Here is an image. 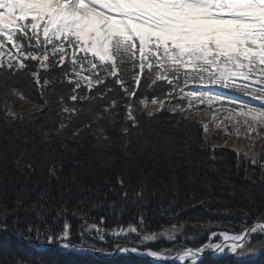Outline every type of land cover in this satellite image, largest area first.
I'll use <instances>...</instances> for the list:
<instances>
[{
  "label": "trees",
  "instance_id": "16d2710c",
  "mask_svg": "<svg viewBox=\"0 0 264 264\" xmlns=\"http://www.w3.org/2000/svg\"><path fill=\"white\" fill-rule=\"evenodd\" d=\"M67 64L66 59L64 67ZM40 71L43 76L45 70ZM49 71L54 73L49 83L38 84L24 74L26 69L0 68V226L11 227L29 240L47 241V230L59 234L67 222L68 242L103 247L91 238L89 227L108 231L133 225L143 236L182 225V241L177 238L166 245L167 240L158 239L148 245L157 251L167 246L173 254L202 245L210 233L237 234L255 221H264L260 219L264 216L260 169L249 165L243 153L208 145L194 110L169 111L166 101L164 109L148 116L141 105L134 104L139 124L133 126L123 119L121 107H107L108 97L115 95L119 101L123 96L119 85L102 98L72 101V85L62 77L55 79L60 69ZM144 80L142 74L137 97L144 94L150 100L160 95L161 86L168 87L163 80L145 87ZM102 87L87 90L85 82L76 93L93 97ZM10 96L20 97L24 109L13 113ZM65 106L75 111L64 112ZM113 111L117 113L114 122L107 119ZM123 125L128 126L127 132L122 131ZM138 190H142L141 199L134 197ZM125 191L127 198L122 196ZM141 216L146 221L143 225ZM35 229L40 230L39 238ZM115 244L123 245L110 243L109 248ZM0 264L152 263L134 257L102 260L80 252L36 249L1 230ZM199 264H264V252L244 261L206 258Z\"/></svg>",
  "mask_w": 264,
  "mask_h": 264
},
{
  "label": "snow or ice",
  "instance_id": "6c2138e0",
  "mask_svg": "<svg viewBox=\"0 0 264 264\" xmlns=\"http://www.w3.org/2000/svg\"><path fill=\"white\" fill-rule=\"evenodd\" d=\"M0 68L26 69L24 74L38 84H48V77L54 75L49 70L59 68L55 79L62 77L72 85V101L102 98L119 85L123 96L119 101L115 95L108 97L107 107H121L123 119L132 121L133 126L139 124L133 115L134 104L142 105L152 116L153 111L165 108L166 101L173 112H185L194 102L209 108L213 102H226L230 106L226 111L239 109L246 124L252 121L249 128L255 131L257 125L264 124V0H0ZM41 69L45 70L43 76ZM142 74L145 87L157 80L166 81L168 87L161 86L160 95L150 100L144 94L137 97ZM109 78L114 79L105 83ZM85 82L87 90L94 85L103 87L93 97L86 92L77 94ZM133 97L137 99L133 101ZM149 103L155 108L150 109ZM63 111L75 109L65 106ZM116 115L113 111L107 119L114 122ZM204 128L206 131L207 125ZM122 131L127 132L128 126L123 125ZM245 157L264 177V157L258 160L256 154L247 153ZM120 183L123 186L124 181ZM128 195L127 191L122 193L124 198ZM134 197L141 199L142 190L135 191ZM139 222L146 223L143 216ZM92 228L101 231L97 225ZM182 230V225L173 224L160 233L143 234V240L166 236L174 243ZM35 231L39 238L40 230ZM128 231L139 233V227L129 225ZM258 231L264 234V223H254L239 234L221 232L222 243L187 247L172 256L171 250L148 249L146 254L160 264H198L206 249L217 255L226 249L242 255L238 249L247 250L251 236ZM216 235L210 233V238ZM68 236L67 222L59 234L51 230L44 233L49 243L59 241L65 249L73 247ZM120 251L139 249L120 247Z\"/></svg>",
  "mask_w": 264,
  "mask_h": 264
},
{
  "label": "rangeland",
  "instance_id": "374dc122",
  "mask_svg": "<svg viewBox=\"0 0 264 264\" xmlns=\"http://www.w3.org/2000/svg\"><path fill=\"white\" fill-rule=\"evenodd\" d=\"M9 102L13 113H17L24 109V102L20 97L12 96ZM149 108L154 109L155 106L149 104ZM141 109L145 110L142 105ZM196 117L203 126L207 125V130L205 131L204 128V132L208 145L214 147H228L239 153H247L249 156L256 154L257 159H259L262 154L264 156V124L257 125L256 130L251 131L249 124H251L252 121L249 119L246 124L245 117L240 114V111L229 112L218 107H213L212 110H203L197 114ZM92 231L95 235H98L99 239L102 237L105 242L109 239L112 240V244L121 242L125 243L123 241L132 242V240H135L138 244L142 245L145 244V242H149L143 240L140 233H132L128 231V228H125L123 232H120L119 229L108 231L101 230L100 232H97L93 230L92 227H89L88 232L90 233ZM257 233L264 237V234L259 231ZM177 237L181 238L183 235L179 232ZM123 245L122 247L127 246L126 244ZM246 249L247 250L238 249V253L243 254H235V260L244 261L264 252V239L254 240L250 238L246 245ZM99 250L101 251V249ZM226 252H228L227 249L223 254ZM108 253H104V255L108 256Z\"/></svg>",
  "mask_w": 264,
  "mask_h": 264
},
{
  "label": "water",
  "instance_id": "95a60500",
  "mask_svg": "<svg viewBox=\"0 0 264 264\" xmlns=\"http://www.w3.org/2000/svg\"><path fill=\"white\" fill-rule=\"evenodd\" d=\"M255 223H264V222H255ZM253 226V225H252ZM251 226V227H252ZM250 227V228H251ZM44 245H46V246H48V247H51V248H54V249H59V247L58 246H56V245H48V244H44ZM61 248V247H60ZM95 254H97L95 251H93ZM117 253H114L113 254V256H115ZM205 257H212V258H214V254H213V252H211V251H204L202 254H201V256H200V258H199V260H201V259H203V258H205ZM145 259H147V260H149V261H152V262H157V263H160V261H158L156 258H153V257H151V258H145ZM176 264H178V261L176 262Z\"/></svg>",
  "mask_w": 264,
  "mask_h": 264
},
{
  "label": "bare ground",
  "instance_id": "6f19581e",
  "mask_svg": "<svg viewBox=\"0 0 264 264\" xmlns=\"http://www.w3.org/2000/svg\"><path fill=\"white\" fill-rule=\"evenodd\" d=\"M124 255H125V257H128L129 254L128 253H124Z\"/></svg>",
  "mask_w": 264,
  "mask_h": 264
}]
</instances>
